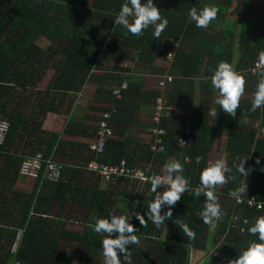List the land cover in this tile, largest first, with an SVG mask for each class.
I'll list each match as a JSON object with an SVG mask.
<instances>
[{
  "label": "trees",
  "instance_id": "trees-1",
  "mask_svg": "<svg viewBox=\"0 0 264 264\" xmlns=\"http://www.w3.org/2000/svg\"><path fill=\"white\" fill-rule=\"evenodd\" d=\"M123 2L0 0V117L9 124L0 145V264H10L13 257L20 264H72L71 257L66 253L69 242L76 243L83 263L101 264L99 241L102 235L94 233L88 224L92 216H107L113 201L97 188V181L84 166L90 157L104 163H115L124 157L130 164L136 157V149L130 153L126 141L114 139L113 135L106 140L101 152L90 155L86 153V144L67 141L60 138L59 132L42 129L44 113L58 111L53 105L54 94L78 91L86 82L93 83L94 99L110 104L96 109L101 112L114 109L109 125L113 134L119 135L137 115L140 101L149 97L153 103L158 90L156 85L153 89H142L139 79L130 78V68L107 67L105 63L108 58L123 56L138 62L139 67H145L172 50L174 61L168 72L173 78L167 89L168 107L185 103L186 88L196 84L191 83L194 80L201 104L191 107L185 117L166 118V130L161 135V141L153 149L149 148L148 143L138 146V151L142 159L157 167L163 165L168 157H175L182 163L183 175L190 185L197 187L199 171L205 166L206 154L213 143L212 126L201 113L213 91L208 79L210 70L218 61H227L244 77V91H254L257 75L253 76L248 66L256 58L257 51L264 48V22L253 25V20L243 15L238 25L233 20L225 19L231 0H153L160 14L168 19V25L158 38L153 39L151 28L136 37L112 23ZM205 4L215 5L217 15L206 28H197L187 20V9L192 6L200 8ZM211 27L217 30L209 29ZM39 36L49 41L45 48L35 42ZM167 37L176 39L177 46L165 44L164 38ZM103 46L108 49L101 51ZM203 59L205 63L201 73L199 66ZM49 63L54 73L42 92H38L40 96L27 114L22 108L19 109L21 104L17 101L14 102L17 108H10L14 87L27 90L35 82L39 70ZM163 70L156 68L155 73L160 75ZM123 81L126 87L120 90V96L111 94L113 86L118 87ZM32 91L29 95H32ZM250 101L251 98H239L235 115L230 116L221 110L217 113L215 126L226 131L224 152L229 166L236 157L245 158L244 165H253L249 177L243 178L233 169V179L224 183L219 192L215 191L223 213L220 219L215 225H206L200 220L198 213L203 206V196L194 198L192 189L181 193L180 199L171 206L173 221L182 220L194 231L192 240L171 220L155 228L147 219L144 225H140L132 215L129 222L137 230L135 234L138 239L137 244L128 246L132 264H190L192 249L206 254L205 264H227L251 239L247 228L255 216L264 214V207L256 210L238 205L227 195L229 189L242 182L248 185L244 195L253 194L259 199L264 194V135H259L264 131V107L250 112ZM26 103H29V96ZM246 119L257 120V125H249ZM187 121L191 143L179 147L176 138ZM96 130V124L89 126L67 121L62 131L71 135L94 136ZM161 146L164 151H156ZM36 151H42L45 157L55 156L63 163L61 177L55 182L45 181L40 185L41 168L31 191L23 193L12 190L20 162L26 154ZM77 153L81 155L77 157ZM197 156L202 157L199 164L195 160ZM257 159L259 164L254 162ZM153 196L154 193H149L142 207L138 209V204L132 212L143 216ZM71 204L76 205L74 211L81 215L76 220L84 223L80 232L64 228L67 220L75 219L67 214L72 211L69 207ZM54 207L57 209L53 211ZM164 210L162 206L161 213ZM232 212L249 218L244 233L227 230ZM18 229H21L20 244L13 256L8 249ZM219 254H223V257H219Z\"/></svg>",
  "mask_w": 264,
  "mask_h": 264
},
{
  "label": "clouds",
  "instance_id": "clouds-1",
  "mask_svg": "<svg viewBox=\"0 0 264 264\" xmlns=\"http://www.w3.org/2000/svg\"><path fill=\"white\" fill-rule=\"evenodd\" d=\"M217 11V7L212 4H205L200 8L192 6L187 9V20L197 28H206L210 21L215 20ZM112 23L120 25L127 33L136 37L142 36L144 30L151 28V35L155 39L160 37L161 32L167 27L168 19L160 14V10L155 6L153 0H143V2L141 0H124ZM255 63L257 65V80L249 104L250 112L264 107V48L257 51ZM210 71L211 75L208 79L216 94L213 103L218 108L210 109L209 115L215 118L217 109L230 116L235 115V110L239 107V98L244 91V77L235 71L233 64L224 60L218 61ZM156 151L163 152L164 147L161 146ZM201 159L202 157L197 156L196 163L199 164ZM254 162L259 164L258 159ZM244 163L245 158L236 157L232 165L229 166L226 158L220 157L214 161H206L205 166L200 169L199 186L192 189V195L194 198L203 196V206L198 216L204 224L215 225L223 214L220 204L217 202L216 186L232 180L233 169L244 178L251 170L250 168L246 170ZM162 167L165 175L163 177L153 175L148 181L149 192L154 193V196L147 204V211L143 216L129 209L127 214L109 213L107 216H92L90 218L88 227L94 233L102 235L99 241V253L104 258V264H122V262L123 264H132L128 246L138 243L135 234L137 230L129 222L132 215L140 225H144L147 219L155 228L164 225L166 220H171L189 240L194 238L195 233L186 222L173 221L172 219L171 206L180 199L181 193L188 191V180L183 175V165L175 157H168ZM136 175L141 180L147 179L143 171L137 170ZM158 187H162L163 190L158 191ZM244 194L245 183L236 185L227 193L237 202L242 199ZM162 206L165 210L161 213ZM247 232L255 239L247 241L240 248L238 255L234 259L228 260L227 264H264V214L253 218Z\"/></svg>",
  "mask_w": 264,
  "mask_h": 264
},
{
  "label": "crops",
  "instance_id": "crops-1",
  "mask_svg": "<svg viewBox=\"0 0 264 264\" xmlns=\"http://www.w3.org/2000/svg\"><path fill=\"white\" fill-rule=\"evenodd\" d=\"M240 18H241V16H240ZM240 18H238V20H236V21L233 20L228 15V12L226 13V16H225V19L233 20L236 22L237 25L239 23ZM209 29L217 30L216 27H211ZM165 40H166V38H164V41ZM173 40H175V39H173ZM103 47H101V49H100L101 51H103ZM106 49H108V47H106ZM129 61H130V59L125 58L123 56H114L113 55L110 58H108V60L105 64L109 68L110 67H118V66L130 68V71H129L131 74L130 78L139 79L140 83H141V88L142 89L144 88L145 90L151 89L148 86H145L144 83L146 82L147 78L155 77L157 75L155 73L156 68H163L164 69L163 71L170 70V67H169L170 65L165 66V64H163L164 61H165V63H168L166 56L163 58L155 59L151 63V65L147 64V65H145V67H139L138 62H136V61L134 63H131V64L129 63ZM201 62H203V63L199 67L201 70L200 72L202 73L204 63H205V59H203ZM94 72L100 73L101 71L100 70H94ZM191 83H196V84L191 85V86H187L185 103L183 105L176 104L173 106H169L168 107V111H169L168 117H175V116L185 117L189 114L191 107L198 106L201 104L200 99L198 98V93H197V90H198L197 82H196V80H194V82H191ZM44 87L42 88V90L44 89ZM113 87H115V86H113ZM88 89H90L91 100H90L89 104L86 105V107L84 106V103H82L83 105H81L80 101L82 99L78 102V99L80 97H76V99H77V114H78L77 117L71 116L68 112H64V109L61 108V104H62L61 101H62L63 96H65V94L73 92V93H76L78 96H81V92L82 91L86 92ZM33 90H35V89H33ZM94 90H95L94 84L86 82L81 87V89H79L78 91L68 90V91H66V93H64V94L62 93V95L54 94L55 98L53 101V105H54V107H56L58 109V111L49 110V111L45 112L44 118L42 120V125H41L42 129H44L46 131H50V132H52V131L59 132L60 138H62V139H65L67 141L83 143V144H86L88 146V143L91 140H93L94 136L71 135V134L64 133L62 130L64 128V125L67 123V121L80 122V123H85L89 126H95L96 121L100 115V114L95 115L96 111H98V113H99V110H97L96 108L97 107H107V106H110V104L107 101L95 100L94 99ZM30 92H31V90H30ZM32 95H33V93H32ZM215 95L216 94L214 91L210 92L209 97L207 99V102L205 103V108L203 107L201 110V113H202L203 117L206 119L207 123H209L212 126L211 130L213 132V136H212L213 143H212L211 149L206 154V160L207 161H211L212 158L213 159L217 158L216 154H215V148L218 146L217 141H218L219 136L221 135L220 138L223 139V135H224V137L226 138V131L224 129H218L215 126V121H216V117L218 114L216 115L215 118H213L212 116L209 115L210 109L218 108V106L213 103V101L215 99ZM240 98H244V95H241ZM36 99H37V97L34 99V101ZM65 99H68V98H65ZM32 104H30V101H29V103H26V102L24 103L25 106H23L24 107L23 110L25 111V114H27V111ZM180 109H182V112L179 114ZM218 110L219 109H217V113H218ZM151 114H152V99H149V97H147L144 100L140 101V107L138 109V113H137V115L133 116V118L131 120V124L128 127H126L124 130H122L121 134H119V135L113 134V138L120 140V141H126V143L128 144V147L130 148L129 149L130 153L132 152V149H134V150L136 149V151H134V154L136 155V157L135 156L133 157L131 164L137 165V166H150V167H154L157 170H159V169H163L162 165H160V167H157L153 163L146 162V160L142 159V156L141 157L139 156V155H141V153L138 151V146H142L145 143L149 144L152 140V135L150 133V126L152 124ZM56 116L61 117L62 121H61V123L55 122L56 123V126H55L54 117H56ZM246 120H247L246 122L249 125H251L252 121H254L253 124H255V125H257V122H258L255 119H251L250 121H248L249 119H246ZM262 132L259 135L263 136L264 131H262ZM76 155L78 157L81 154L77 153ZM222 157H225V152L223 153ZM72 158L73 157L71 156V159ZM92 176L97 181V188L101 192H103L105 195H108L110 200L113 201V203H111V208H109L108 214L109 213L127 214L129 209H131L133 211V209L136 207V205L138 206V204H139L138 209H140L145 202V197L147 195H149V193H150L146 188L138 186L139 183L135 180L126 179V180H121L116 184H109V183H106V182L102 181L101 179H99V177L97 175L92 174ZM18 180H22V181L24 180L26 183L30 182L31 188L33 187L34 182H35L32 179H29L25 176L20 175L19 173H18V175L14 181H18ZM11 188H12V190H14L13 184L11 185ZM113 188L116 190H114ZM133 190H135V193L133 192ZM215 191H216V188H215ZM24 192H27V191H24ZM123 205H125V207H122ZM69 207L71 208L72 211H74L76 209L75 204H71V205H69ZM43 216H45V215H43ZM131 218H132V216H131ZM70 225H72L73 227H71ZM83 225H84V223L81 222L80 220L70 219V220H67L65 222L64 228L69 230V231L80 232L83 229ZM250 237H251V239L249 238V240L255 239L254 236H250ZM69 243H71V242H69ZM68 244H67V246H68ZM77 250H78V247H77ZM200 251L201 250H197V249L191 250L190 258H189L190 264H191V262H194L197 260L196 257L199 256ZM79 255H80V253L77 251V259H80ZM205 255L206 254L204 253V257L202 256L200 258V262H201L200 264L206 263V256ZM70 257L72 259V256H70ZM207 257H208V255H207ZM219 257H223V254H219ZM99 260H100V258H99ZM100 263L104 264L101 262V260H100Z\"/></svg>",
  "mask_w": 264,
  "mask_h": 264
},
{
  "label": "built area",
  "instance_id": "built-area-1",
  "mask_svg": "<svg viewBox=\"0 0 264 264\" xmlns=\"http://www.w3.org/2000/svg\"><path fill=\"white\" fill-rule=\"evenodd\" d=\"M173 46H177V41L174 40L170 43ZM103 50H107L106 47H103ZM174 53L172 50H168L166 52V58L170 63L173 60ZM256 58L251 62L248 66V71L253 75H257V65L255 63ZM171 65V64H170ZM167 71H164L160 75H156V88L158 90V94L153 98L152 103V114H151V126H150V133L152 135V140L149 143V148L153 149L155 144L161 141V135L165 133L166 127L164 125V120L169 116L168 111V97H167V89L168 84L173 78V75ZM126 87L125 81H123L118 87H114L112 89V94L116 97L120 96V90ZM114 111V109H112ZM112 111H103L100 114V119L96 122L97 130L95 132L93 140L88 143L87 146V154L96 155L103 149V146L106 140L112 137L113 132L112 128L109 125L110 114ZM8 121L5 118L0 117V145L3 143L4 135L8 129ZM191 133L189 128V121L185 124V127L182 133L176 138V143L179 147L189 146L191 143ZM187 161L188 158L185 157ZM62 165L63 163L53 157L52 155L45 157L42 151H36L32 154H26L24 159L20 162L18 173L22 176H25L29 179L35 181L38 177L39 171L42 168V175L40 179V185L43 184L45 181L48 182H55L57 181L62 174ZM245 169L250 171L247 172L245 177H249L253 171V165L251 163H247L244 165ZM86 171L97 175L99 179L102 181L109 183V184H116L121 180H135L139 183L138 186L146 188L149 191L150 184L149 180L153 175H160L163 177L165 175L164 170H156L150 166H137L130 163H127L126 159L123 157L118 162L115 163H104L99 162L95 158H88L84 166ZM137 170L143 171L146 180H141L137 177L136 173ZM245 183V189L247 188V183ZM199 186V185H197ZM192 185L188 182V190L193 189ZM163 190V188L157 189ZM235 204L238 205H245L248 208H255L256 210H260L264 207V194L257 199L255 195H243L242 199ZM260 205V207H257ZM249 223V218L247 216H241L240 214L232 212L230 215V219L228 222L227 230L231 229L233 231L244 233L246 230V226ZM20 236H21V229H18L13 242L9 246V252L15 256L17 252V248L20 244ZM10 264H20V261L13 257Z\"/></svg>",
  "mask_w": 264,
  "mask_h": 264
},
{
  "label": "rangeland",
  "instance_id": "rangeland-1",
  "mask_svg": "<svg viewBox=\"0 0 264 264\" xmlns=\"http://www.w3.org/2000/svg\"><path fill=\"white\" fill-rule=\"evenodd\" d=\"M228 15L230 16L231 19H233L235 21L238 20V18H240V16L243 15L244 17L251 18V20H253V23H252L253 25H254V23H256V24L257 23H263L264 22V0H247V1H245V0H231ZM173 41H174L173 39L167 37L164 42H165V44H168V43L170 44ZM35 42L37 43V45H39L40 47H43V48H45L49 43V41L46 38L41 37V36L37 37ZM53 58H57V56H54ZM134 62L135 61H133V60L129 61L130 64L134 63ZM171 63H170V61H168V63H165V61L163 62V64H165V66H167V65L169 66ZM176 63H178V61H176ZM202 63L203 62H201L200 65H202ZM171 66H172V64L169 67H171ZM174 67H176V66H174ZM53 73H54L53 68H52L51 64L49 63L39 70L37 78L35 79V82L33 84H31L27 90H22L20 87H14V93H13L14 99L10 102V105H11L10 108L11 107L15 108L17 106V104L14 105V102L17 101L18 104H21L19 109L22 108V111L25 114V111L23 110L24 109L23 106H25L24 103L27 101L28 96L30 99L29 100L30 104H32L34 102V99L36 97L40 96V94L38 92H42V88L47 84L49 78L52 77ZM156 84L157 83H156L155 77L147 78L146 82L144 83L145 86H148L151 89H153V87H155ZM32 89H35L32 91L33 95H29L30 90H32ZM72 93L73 92H70V93L65 94V96H63L62 101H61L62 102L61 108L64 109V112H68L71 116L77 117L78 114H77V99H76V97H80L78 99V102L82 99L80 101V103H81V105H83L82 103H84V106L86 107V105H88L90 100H91L90 89H88L86 92L82 91L81 96H78L76 93H73V94ZM241 95H244V97H246V98H252V93L249 91H244ZM65 98H68V99H65ZM182 109L179 110V114L182 112ZM100 113H101V111H99V113H98V111H96L95 115L96 114L99 115ZM44 115H45V113H44ZM44 115H43V118H44ZM250 120L251 119H249L248 121H250ZM61 121H62L61 117H59V116L54 117L55 126H56V123H61ZM253 123H254V121L251 122V126H253V127L256 126ZM220 136H219L218 141H217L218 146L215 148V154H216L217 158L222 157V155L224 153V146H225V137L223 135V139H222V138H220ZM214 160L215 159H213V158L211 159V161H214ZM152 168H154V167H152ZM154 169H156V168H154ZM161 170H164V169H159V171H161ZM222 185L216 186L217 192H219L221 190ZM13 189L15 191H19V192H23V193H28L29 191L32 190L30 182L26 183L24 180L23 181L22 180L14 181ZM114 190H116V189H114ZM24 191H27V192H24ZM133 192L135 193V190H133ZM55 209H57V208L54 207L53 211ZM67 214L72 215L71 218H75V219L81 218V215L76 213L75 211H71ZM1 220H2V217L0 216V221ZM70 226L73 227L72 225H70ZM77 251H78L77 245L74 242L69 243L68 246L66 247L67 254L72 256V260H73L72 264H84L83 261H81L80 259H77ZM202 256L204 257V252L200 251L199 256L196 257L197 260L194 262H191V264H200L201 263L200 258ZM100 260L102 263H104V258L102 256H100Z\"/></svg>",
  "mask_w": 264,
  "mask_h": 264
}]
</instances>
